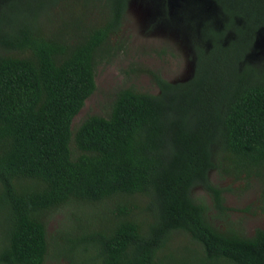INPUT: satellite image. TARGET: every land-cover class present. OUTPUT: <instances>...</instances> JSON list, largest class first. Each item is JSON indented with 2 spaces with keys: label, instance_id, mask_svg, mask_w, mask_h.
<instances>
[{
  "label": "trees",
  "instance_id": "1",
  "mask_svg": "<svg viewBox=\"0 0 264 264\" xmlns=\"http://www.w3.org/2000/svg\"><path fill=\"white\" fill-rule=\"evenodd\" d=\"M130 1L0 0V264H44L57 212L72 233L57 236L56 258L70 264H264V228L215 226L212 209H229L209 179L225 161L226 174L264 183V57L250 60L264 0H205L189 79L148 69L157 93L121 87L106 116L73 128Z\"/></svg>",
  "mask_w": 264,
  "mask_h": 264
},
{
  "label": "rangeland",
  "instance_id": "2",
  "mask_svg": "<svg viewBox=\"0 0 264 264\" xmlns=\"http://www.w3.org/2000/svg\"><path fill=\"white\" fill-rule=\"evenodd\" d=\"M81 1L69 2L61 12H78ZM212 12V5L205 0H131L120 31L111 43L117 48L110 63H102L96 70V91L85 101L80 112L73 119L77 126L88 115L106 116L121 87L132 86L142 92L157 93L158 88L147 70H157L171 82L185 81L193 74L192 36ZM103 11L91 9L87 20L96 26L105 21ZM264 57V30L259 32L250 60L258 62ZM225 161L217 162L210 174L211 183L223 189L224 205L229 209L223 219H214L221 231L234 229L243 236H252L264 228V183L251 174H226L222 168ZM193 195L205 199L212 206V198L203 188H195ZM72 233L71 222L61 212L49 220L47 235L48 254L44 264H70L56 258L57 236ZM60 250L67 246L66 238H60ZM176 241V242H175ZM175 244L188 242L184 235L174 240ZM76 264H90L86 257L75 258Z\"/></svg>",
  "mask_w": 264,
  "mask_h": 264
}]
</instances>
